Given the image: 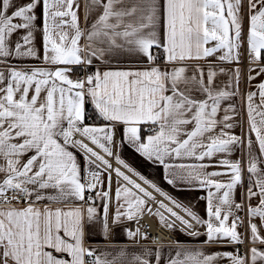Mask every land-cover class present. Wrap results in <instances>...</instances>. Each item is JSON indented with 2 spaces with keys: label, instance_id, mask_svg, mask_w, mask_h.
Returning <instances> with one entry per match:
<instances>
[{
  "label": "snow or ice",
  "instance_id": "snow-or-ice-1",
  "mask_svg": "<svg viewBox=\"0 0 264 264\" xmlns=\"http://www.w3.org/2000/svg\"><path fill=\"white\" fill-rule=\"evenodd\" d=\"M79 8L77 0L0 4V264H161L162 241L139 226L145 215L158 217L162 228L174 230L179 223L189 236L204 235L203 245L247 241L243 254L239 247L205 254L203 245L193 248L176 241L175 254L166 264H214L221 256L230 264H264V79L256 84L258 93L245 94L246 137L231 131L236 126L229 115L236 112L234 104L218 118L221 101L241 95L244 59L249 85L264 77V0H85L83 28ZM20 30L24 34L12 47L10 38ZM37 31L43 34L42 64L50 67L12 63L41 59L32 46ZM217 52L219 61L236 65L219 87L213 64H207L205 74L200 63ZM113 57L136 63H113ZM94 60L103 70L94 67ZM75 70L84 74L74 76ZM257 94L259 104L254 101ZM87 103L102 123L85 122ZM119 127L122 139L115 142ZM125 142L147 161L162 165L169 184L176 182L169 169L186 170L180 179L196 181L207 191L202 197L207 218L123 160L120 149ZM72 147L83 151L88 164L99 161L97 170L86 168L82 177ZM237 149L241 157L229 159ZM217 154L226 155L215 165L166 162L171 157L211 161ZM106 157H115L137 179L121 167L113 168ZM215 166L222 170L205 171ZM112 172L117 188L110 219ZM133 221L135 229L123 228L127 237L152 239L154 247L143 245V252L133 253L130 260L127 245L87 242L96 223L107 240L113 227ZM193 221L205 231L195 230Z\"/></svg>",
  "mask_w": 264,
  "mask_h": 264
},
{
  "label": "crops",
  "instance_id": "crops-1",
  "mask_svg": "<svg viewBox=\"0 0 264 264\" xmlns=\"http://www.w3.org/2000/svg\"><path fill=\"white\" fill-rule=\"evenodd\" d=\"M18 2H26V0H18ZM77 2L80 4V8L78 10L79 17H80V25L81 27H85L84 24V2L85 0H77ZM0 4H2V0H0ZM37 16H40L41 9H36ZM38 24H40V21H37ZM247 25L245 24V32H246ZM25 30H20L17 33H15L10 39L12 42V47H14L15 41L24 34ZM35 38L33 41L32 46L37 50L38 55L41 57V59H19V60H12L11 62L16 64L19 67L23 66H44V67H50L49 65H43L42 64V57H43V34L42 31H37L34 34ZM22 42V41H21ZM85 43V39L81 38L80 44L83 45ZM210 46V45H209ZM241 51L243 52L244 49L242 48ZM220 52H217L216 54H213L206 58V60H201L200 63L205 65V74L207 73V64L210 62L214 66V70L217 72V76L215 79V85L217 87L222 86L228 81L229 75L231 72L229 70L233 69L236 65L235 64H229L226 62H221L217 59V57L220 55ZM113 63H120L123 65H127L129 63L135 64V60H129L127 58L121 59L119 61L116 60L115 57L112 58ZM95 66H101L103 70V66L100 65V62L98 60H94V67ZM3 65L0 64V68H2ZM240 67L242 69L241 71V79H240V89H241V95L232 97L230 99H226L221 101V111L218 114V118L222 117L224 115L223 109L228 106V104H234L236 112L235 114L229 113V115H233L232 123L236 125L234 128L231 129L232 132H234L236 135H242L247 136L248 133V121H247V108H246V100H245V94L248 91H257L256 84L261 80L264 79V77H257L251 82V85L247 83V60L244 59L243 62L240 64ZM224 68L226 71L224 73H220L219 69ZM94 70V68H93ZM83 75L84 73L79 70H75L73 75ZM188 75H191V67H189ZM198 98H203L199 96V94H196ZM254 101L256 104H259V95L254 98ZM91 107L94 109V106L89 103ZM95 110V109H94ZM86 123H96L100 124L102 121H94L91 118H86ZM193 125L189 124L187 125V129L190 130ZM219 131V128L217 129ZM84 138V137H83ZM253 140H255V135L252 134ZM85 139V138H84ZM122 139V127H119L115 131V142H118ZM181 139H183V136H181ZM86 143L89 144L90 147H94L97 152L102 151L95 145L91 144V142L87 139H85ZM115 142L113 145V151H116L115 148ZM85 143V142H84ZM253 149L256 150V145H253ZM77 157V162L79 164L80 170H81V176L84 177L86 175L85 169L87 168L89 171L91 170H97L96 165H99V161H95L94 164H88L85 160V156L82 150L76 147L70 148ZM103 152V151H102ZM121 158L125 160L132 168H134L136 171L140 172L143 176H145L147 179L154 181L157 183V185L168 194V196L174 198L175 200L179 201L180 204L190 206L193 211H195L199 216L202 218H207L206 214V199H203L202 197H206L207 191L205 189H201L197 186L196 181H192L191 183L186 182L184 180H181L180 177L186 175V170L180 169L179 167H174L169 169V176L170 178L175 179L174 184H169L167 180H165V169L162 165L156 163H152L150 161H147L144 157H142L139 153H136L135 150L125 142L121 149ZM226 154H217L214 156L211 161L207 158L204 161H197L194 158H186V157H171L166 158V162L169 164L174 165H180V164H195V163H204V164H213L215 165L216 161L220 159L222 156ZM241 157V150L237 149L233 152L231 156H229V159H236ZM110 159V157H106ZM95 160V158H92ZM111 160H113L115 163L112 164L113 168L121 167L122 171H125L126 174L133 176L131 172H128L127 169L123 168L121 165H118L116 162L115 157H111ZM0 163H3V160L0 159ZM102 167V166H101ZM264 167V166H262ZM222 170L219 166L215 167H208L205 169V171L211 172V171H219ZM104 188L107 190L108 184H107V173L104 174ZM219 179L226 180L227 177H218ZM133 179H137V177L133 176ZM248 179V173L244 172V181L247 182ZM122 182V181H121ZM140 182V181H138ZM145 187H148L145 185ZM117 188V178L115 172H112V183H111V195L113 197L112 204L110 206V212L109 217L111 219V214L115 210V190ZM149 191H152L151 188L148 189ZM52 191V190H49ZM240 189H237L236 192V199L239 200L240 198ZM95 192L93 193V195ZM157 200H163V202L166 204V202H170L168 199H166L164 196L160 195L159 193H154ZM44 203H48L47 200L44 201ZM171 203V202H170ZM256 201H253V204H255ZM96 204L100 205L101 201L99 199L96 200ZM174 206V205H173ZM181 212V215L184 214L180 209H175ZM241 217H245V213H240ZM149 217L153 220L154 223H159V218L154 215H149ZM257 223H259V218H256ZM127 227V222L118 225L112 228V236L109 237V239H104L103 233H102V227L99 223H96L92 226V231L89 232V240L88 243H91L93 245H108V244H115V245H127V259H131V256L133 253H142L143 252V245L153 246V244H149L148 240H133L127 237L126 233L123 231V228ZM88 230V225H86V231ZM195 230L200 231L203 233L205 231L204 227L202 225H199L195 228ZM176 235V241H180L181 244L188 246V247H196L203 245V241L206 239L204 235H201L199 237H192L186 234V232L181 231V228L177 225L174 230H172ZM239 231L241 233H244V228L240 227ZM175 242L169 243V244H163L162 248V259L161 264H166V260L171 256L175 254V248L176 244ZM247 242V241H246ZM154 247V246H153ZM239 247L241 251V245H235V244H229L226 241L219 242L212 245H203V251L205 254H210L212 252H224V251H235V249ZM104 251H109L114 254L115 249H103ZM243 254V252L241 251ZM111 258V257H109ZM154 260V255L152 257ZM214 264H230V261L226 257H218ZM257 264H261V262H257Z\"/></svg>",
  "mask_w": 264,
  "mask_h": 264
},
{
  "label": "built area",
  "instance_id": "built-area-1",
  "mask_svg": "<svg viewBox=\"0 0 264 264\" xmlns=\"http://www.w3.org/2000/svg\"><path fill=\"white\" fill-rule=\"evenodd\" d=\"M77 139H83L84 142L86 143L85 139L81 136H77ZM101 155H104L102 151H99ZM110 162L114 164L115 162L111 160L110 157ZM166 204L169 207H174L170 202H166ZM178 211V210H177ZM179 212V211H178ZM181 214V212H180ZM184 215V214H182ZM188 218V217H185ZM128 228L135 229L138 225L135 221L133 222H127ZM177 225L180 227L179 223ZM194 228L198 226V224L193 221ZM139 226L141 227L142 231H147L151 234L152 237H157L159 241H162L163 244H169L173 243L176 240V235L172 230L162 228L160 224H156L153 222V220L149 217V215H145L139 223ZM149 244H153L152 239H148L147 241ZM247 245V242H246ZM246 245H241V251L244 252Z\"/></svg>",
  "mask_w": 264,
  "mask_h": 264
},
{
  "label": "trees",
  "instance_id": "trees-1",
  "mask_svg": "<svg viewBox=\"0 0 264 264\" xmlns=\"http://www.w3.org/2000/svg\"><path fill=\"white\" fill-rule=\"evenodd\" d=\"M86 107V111H87V116L86 118H91L93 119L94 121H97V117L95 115V110L91 107V105L89 103H87L85 105Z\"/></svg>",
  "mask_w": 264,
  "mask_h": 264
}]
</instances>
